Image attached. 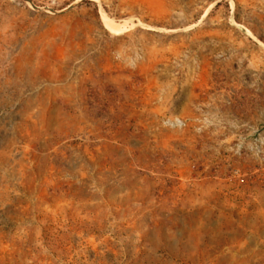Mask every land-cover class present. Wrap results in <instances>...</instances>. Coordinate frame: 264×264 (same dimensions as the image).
Here are the masks:
<instances>
[{
	"label": "rangeland",
	"instance_id": "1",
	"mask_svg": "<svg viewBox=\"0 0 264 264\" xmlns=\"http://www.w3.org/2000/svg\"><path fill=\"white\" fill-rule=\"evenodd\" d=\"M0 264H264V0H0Z\"/></svg>",
	"mask_w": 264,
	"mask_h": 264
}]
</instances>
